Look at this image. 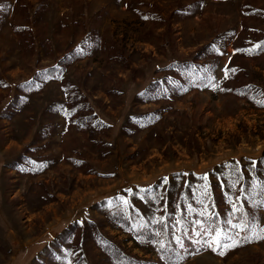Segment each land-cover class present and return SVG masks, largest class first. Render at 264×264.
Listing matches in <instances>:
<instances>
[{
    "label": "rangeland",
    "instance_id": "1",
    "mask_svg": "<svg viewBox=\"0 0 264 264\" xmlns=\"http://www.w3.org/2000/svg\"><path fill=\"white\" fill-rule=\"evenodd\" d=\"M261 39L264 0H0V264H264L187 212L243 193L264 235Z\"/></svg>",
    "mask_w": 264,
    "mask_h": 264
},
{
    "label": "trees",
    "instance_id": "2",
    "mask_svg": "<svg viewBox=\"0 0 264 264\" xmlns=\"http://www.w3.org/2000/svg\"><path fill=\"white\" fill-rule=\"evenodd\" d=\"M259 46H260V50H262L264 48V39H261L259 41ZM193 66V64L190 63H184V64H180L179 67L184 70H188L191 69V67ZM186 72V71H185ZM190 74H185L186 79L191 80L192 77L194 76L193 74H195V71H191L188 70L187 71ZM225 73L227 75V77H230L229 74V70L228 68L225 69ZM196 77V76H195ZM201 77H196L195 79V83L196 84H202V80H200ZM239 90H244V91H250V88L245 86V87H241L238 88ZM250 94V93H249ZM258 93L253 94L252 96H255ZM261 103H258L259 107H264V93H261ZM165 96V95H163ZM259 97V96H258ZM254 100H257V98H255ZM240 176L238 177V182L240 179H242L241 181V188L238 189H242L243 186H245L248 182V178H246V176H241V174H239ZM255 184H256V192H255V196L254 199L258 200L264 207V180H261L260 178H255ZM201 189H204L203 187H200ZM205 190V189H204ZM241 192V191H240ZM242 193V192H241ZM243 193L241 194L242 200L237 201L234 200L230 201V208L229 211L224 212L222 210H220L221 205L219 203V201H217V197L216 196H212L209 195V192L205 190V194H203L198 200V205L201 208V212L197 213V212H192L189 211V209H191V207H188V213L190 215V219L191 221H193V225L195 227V230L198 231L200 234L202 235H207L205 230L206 229H210V228H222L224 229L228 234L229 231H231L230 229V224L228 223L229 221H231V224L234 225H240L243 221L248 220L250 221V225L249 227L244 230V231H240L238 228V241H241L243 244L246 243H250L251 241L253 242V240H255V238H252L251 240L246 239V237H250L252 234V231L254 230V213L251 211L252 209L249 207L247 201L243 198ZM233 205L236 206V211L234 212L233 210ZM173 220L172 216H169V219H164L165 222H162V219H159L157 221V224L155 226V229L157 231V234L160 235V233L163 235V237L161 236V239H157V235L156 236H152L154 243L158 246L161 245V243L164 245V248L162 250V254L165 255V252L168 253V259L167 262H170V258H172L171 253L175 252V250H177L178 248L181 247V245L179 244V246H176L173 242H167L166 238L169 239L167 236L170 232L171 227L169 226L168 223H170V221ZM190 229H189V225H186L184 223L180 224L179 226V232H178V237L177 239H179L184 247L185 250H192L193 251V245L189 240L190 237ZM186 237H188L187 239H185ZM185 245V246H184ZM199 248H197L195 251H197ZM188 252V251H187ZM114 256L117 257V260H121L122 264H133V260H128L126 257H124L123 254H120L118 252H113ZM163 256V255H162ZM164 257V256H163ZM120 262V264H121ZM169 264V263H168Z\"/></svg>",
    "mask_w": 264,
    "mask_h": 264
},
{
    "label": "snow or ice",
    "instance_id": "3",
    "mask_svg": "<svg viewBox=\"0 0 264 264\" xmlns=\"http://www.w3.org/2000/svg\"><path fill=\"white\" fill-rule=\"evenodd\" d=\"M256 47H260V46L257 45ZM253 163H255V162H253ZM124 203L126 204L127 201H124ZM233 210H234V212L237 210L235 205H233ZM189 211H191V209H189ZM228 223L231 224V221H229ZM250 223H251L250 221L245 220L238 226L237 225H231V226L233 228H238L240 231H244L249 227ZM253 227H255V226H253ZM205 232L207 234V239L204 240L203 243L205 245H207V247L212 248L213 251H217L221 247L228 248L231 246H235V244L237 243L236 241L232 240V237L230 235H228V233L222 228H219V227L210 228V229H206ZM259 232L264 233V227L259 228ZM252 238L264 239V235H260L257 231L253 230L251 236L246 237V239L251 240ZM228 241H231V244L228 243ZM177 243L180 244L181 247H183V245L179 239H177ZM160 246H161V248L164 247V245L162 243ZM220 254H223V252H221Z\"/></svg>",
    "mask_w": 264,
    "mask_h": 264
}]
</instances>
